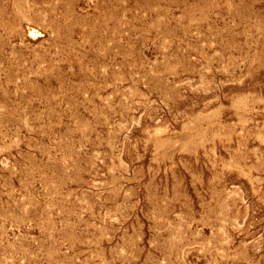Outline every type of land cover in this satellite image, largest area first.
I'll list each match as a JSON object with an SVG mask.
<instances>
[{"label":"rangeland","instance_id":"374dc122","mask_svg":"<svg viewBox=\"0 0 264 264\" xmlns=\"http://www.w3.org/2000/svg\"><path fill=\"white\" fill-rule=\"evenodd\" d=\"M0 264H264V0H0Z\"/></svg>","mask_w":264,"mask_h":264}]
</instances>
